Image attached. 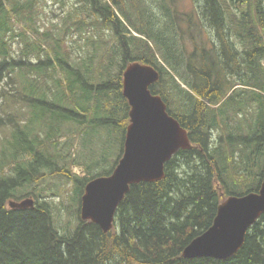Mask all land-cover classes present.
I'll return each instance as SVG.
<instances>
[{
	"label": "trees",
	"instance_id": "1",
	"mask_svg": "<svg viewBox=\"0 0 264 264\" xmlns=\"http://www.w3.org/2000/svg\"><path fill=\"white\" fill-rule=\"evenodd\" d=\"M39 1L43 0H0V86L5 84L1 96L8 100L5 107L1 105L0 128L12 127L7 142L11 150L4 149L0 158V264H264V215L248 230L233 257H183L191 241L212 226L223 201L258 192L264 181V0H205L202 14L216 33L218 48H195L188 55L177 41L180 18L165 9L167 0H161L162 25L149 17L152 28L147 30L139 18L140 31L117 15L114 6L121 8V0H77L65 17L61 38L36 26L39 12L34 5ZM76 10L86 12L85 16L76 17ZM188 20L194 30V17ZM14 22L29 28L15 34ZM86 27L102 28L110 37L89 36L86 53L73 55V41L67 38ZM145 29L155 43L143 37ZM8 34L11 40L21 37L25 42L17 58ZM240 45L244 46L242 54ZM135 61L159 71L160 80L150 89L188 130L193 148L180 150L166 163L162 181L132 185L117 209L114 229L105 234L97 224L80 217L85 186L100 175L91 176L88 170L89 176L73 174L77 159L68 154L71 160L64 162L69 140L58 141L63 129L57 131L70 122L81 124L80 132L84 124L90 126L88 122L119 123V128L124 127L120 159L129 117L122 74ZM227 70L240 78L239 84L230 86L224 76ZM180 75L187 89L175 78ZM249 83L263 90L239 92L238 113L246 118L248 108L257 110L251 134L245 136L242 124L232 126L219 104L229 96L228 90L241 86L238 90L247 91ZM111 93H117L115 103L123 105L116 112L122 117L91 118L93 113L107 111ZM13 104L14 111L7 109ZM26 106L30 117L21 123L19 115ZM39 129L46 130L45 136ZM217 129L220 136L214 142ZM58 147L65 150L58 152ZM59 175L75 185L71 196L77 205L74 224L70 219L61 222L55 206L41 200L40 183L62 178ZM27 197L36 200L34 208H10V201Z\"/></svg>",
	"mask_w": 264,
	"mask_h": 264
},
{
	"label": "rangeland",
	"instance_id": "2",
	"mask_svg": "<svg viewBox=\"0 0 264 264\" xmlns=\"http://www.w3.org/2000/svg\"><path fill=\"white\" fill-rule=\"evenodd\" d=\"M13 1V0H11ZM121 8L119 6H114L115 11L117 14L121 17V19L124 21V23L131 27L132 29H135L137 31H140L139 24V18H142L146 29L151 30L152 26L149 25L150 19L149 17L156 23L158 22L160 25L164 22V7L161 6V0H121ZM123 1L125 2L123 4ZM205 0H167L166 1V8L169 12H176L178 14V17L180 18L179 21V38L178 43L181 47L184 49L185 55L191 54L195 48H201L204 50L206 49H212L214 46L216 47V50L218 48V39L216 37L215 31L210 29L208 27V22L203 17L202 14V5ZM76 3V0H43L40 1L37 4V10L39 11L37 15V23L36 26L41 31H51L54 32V34L61 38L64 34V30L66 25L65 17H67L69 14L72 13L74 10V4ZM11 6L6 4V8L9 9ZM126 12H131V16L125 14L123 10ZM86 12H76L74 15L78 18H83L85 16ZM193 16V26L196 24V28L192 30L189 25L188 17ZM91 20V19H87ZM173 20L175 21V15L173 14ZM21 23V22H20ZM29 27L26 26L24 29V25H22V29L20 27V24H16L14 22L13 29L15 31V34H18L19 32H23V30H27ZM142 30L144 33V38L149 41L150 44L153 42L155 43L156 40L153 38L147 30ZM202 31L203 33H199ZM105 32V33H104ZM141 32V33H142ZM104 33V34H102ZM199 33V34H198ZM102 38L110 37V35L102 28H94V27H86L84 28V31L80 34L79 32H75L73 34V38L71 36H68L67 40H72L73 42L70 44L73 55L80 53V57H82L86 53V46H87V40L88 37H97L99 38V35ZM135 35H138L135 33ZM11 34H8L6 39L9 42V45L11 46L12 55L14 58H17L21 55V50L26 46L25 42L22 41V38L15 37V39L11 40ZM90 38V37H89ZM237 42V41H236ZM170 43V42H169ZM220 51V49H219ZM239 53L242 54L244 52V46L240 45L238 49ZM77 59V58H76ZM212 60V57H209V61ZM85 61H88V56H86ZM261 64L264 66V59L261 61ZM115 69V68H114ZM117 69V68H116ZM181 76V75H180ZM225 78H227L230 82V86L239 84L240 78L238 76H234V73L231 74L230 71L227 70L226 74H224ZM178 82L181 83L182 87L188 88L184 85L183 76L175 77ZM187 84V83H186ZM188 85V84H187ZM251 87H246L247 91L244 90H228L229 96L226 97L225 101L221 102L220 108L222 109V112H225L228 116V119L230 117L231 125L237 128L241 127V131L244 133L245 136H249L251 134L252 124L254 123L256 117H257V110L254 108H248V116L246 118H243L242 115L238 113V107H237V101L239 99V92L243 91L244 93L251 94L252 90H256L259 92V90H263L261 86H256L253 84H248ZM5 86V84H2L0 86V113H1V105L3 104L4 107L6 106V101L1 96V89ZM256 86V89L254 88ZM6 89L10 92L11 88L6 86ZM263 92V91H262ZM262 94V93H261ZM115 96L117 97V93H111L110 98L111 101H114L115 103ZM109 98V99H110ZM109 100L108 106L105 110L106 112L95 114L93 113V116H90L93 119L102 118L107 119L113 118L114 114H116L117 111L120 109H124L123 105L116 104V109L114 108V104L111 103ZM16 104L12 105V108H7L10 111H14ZM175 106V105H174ZM21 107H19L20 109ZM251 109V110H250ZM262 109V107L259 108ZM228 111V113L226 112ZM24 114L19 115L21 123H24L28 121V118L30 117V110L25 107ZM77 113H74V116L70 115L72 118L75 117ZM86 115V114H85ZM4 116V114H3ZM6 116V114H5ZM110 116V117H109ZM122 117L121 115H117ZM87 117H89V114H87ZM118 118V119H119ZM232 118V120H231ZM92 119V120H93ZM129 122V119H128ZM127 122V124H128ZM89 124H84L83 127L85 128L79 131L81 129V124L78 122H70L65 124L63 128H60L57 132H60L62 129L61 134H59V137H62L58 141L63 142L64 140L68 139V146H66V153L67 157L64 159V162L68 163L69 160H71L69 157L73 156L75 159H77V164L75 166H72L73 173L78 176H97L101 174H106L107 172L111 171L116 161L119 159L120 153H121V146L123 142V129L124 127H118L119 123H116L115 125H103V124H96L92 122H88ZM242 124V126H240ZM94 125V126H93ZM240 126V127H238ZM40 132L43 133L45 136V131H42L39 129ZM11 132L12 127L10 126H3L0 128V158H1V152L4 149L11 150V148L8 146V141L11 140ZM220 136L219 129L214 131L213 139L214 142L218 140ZM58 137V138H59ZM65 149L63 147H58V152L64 151ZM51 153L54 154L55 149H50ZM70 156H69V155ZM71 157V158H73ZM61 163H63L61 161ZM79 165V166H76ZM78 167V168H77ZM90 171L88 175V171ZM62 178H47L45 181L40 183L41 188V194L44 196L41 200H47L48 202L52 203L55 206V211L57 212V215L61 222H67L70 219L72 223L74 224L75 220V208H77L76 204H73V201L71 200V196L74 193L75 185L70 182L66 177H63L62 175H59ZM38 188V189H40ZM36 190L38 193L39 190ZM34 198V197H33ZM40 200V199H39Z\"/></svg>",
	"mask_w": 264,
	"mask_h": 264
},
{
	"label": "water",
	"instance_id": "3",
	"mask_svg": "<svg viewBox=\"0 0 264 264\" xmlns=\"http://www.w3.org/2000/svg\"><path fill=\"white\" fill-rule=\"evenodd\" d=\"M160 80L151 65L130 63L123 72V96L128 100L130 123L124 152L109 176L91 180L81 199V218L104 233L113 229L115 214L130 187L165 178V164L179 150L192 148L188 131L170 115L160 95L150 87ZM13 209L34 208L32 198L10 201ZM264 215V181L258 192L231 196L218 207L213 225L184 249L185 259L226 260L242 248L251 226Z\"/></svg>",
	"mask_w": 264,
	"mask_h": 264
}]
</instances>
